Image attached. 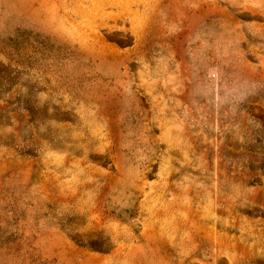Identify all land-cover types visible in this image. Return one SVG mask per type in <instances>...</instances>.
<instances>
[{"label": "rangeland", "instance_id": "1", "mask_svg": "<svg viewBox=\"0 0 264 264\" xmlns=\"http://www.w3.org/2000/svg\"><path fill=\"white\" fill-rule=\"evenodd\" d=\"M0 264H264V0H0Z\"/></svg>", "mask_w": 264, "mask_h": 264}]
</instances>
